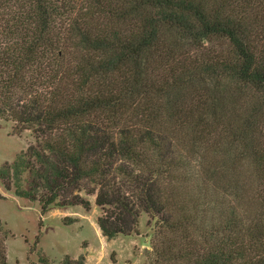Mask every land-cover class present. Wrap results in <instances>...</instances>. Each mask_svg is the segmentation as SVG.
I'll return each mask as SVG.
<instances>
[{
    "label": "trees",
    "instance_id": "16d2710c",
    "mask_svg": "<svg viewBox=\"0 0 264 264\" xmlns=\"http://www.w3.org/2000/svg\"><path fill=\"white\" fill-rule=\"evenodd\" d=\"M0 118L41 215L85 181L106 238L154 221L149 264H264V0H0Z\"/></svg>",
    "mask_w": 264,
    "mask_h": 264
},
{
    "label": "rangeland",
    "instance_id": "374dc122",
    "mask_svg": "<svg viewBox=\"0 0 264 264\" xmlns=\"http://www.w3.org/2000/svg\"><path fill=\"white\" fill-rule=\"evenodd\" d=\"M29 145H38L35 133H16L12 121L0 118V168ZM23 179V187L27 188L29 174L25 173ZM91 188L83 181L58 199L66 201L77 194L90 202L88 209L65 203L50 205L41 215L38 200L15 196L13 187L6 190L0 179V225L6 232L7 264H60L65 256L76 259L81 254L84 264H149L147 254L155 241L154 221L141 213L137 233L106 238L97 225L103 210L95 205V194L88 193Z\"/></svg>",
    "mask_w": 264,
    "mask_h": 264
}]
</instances>
